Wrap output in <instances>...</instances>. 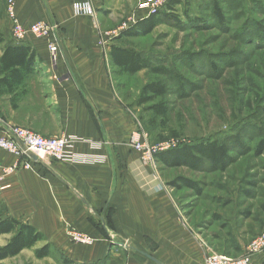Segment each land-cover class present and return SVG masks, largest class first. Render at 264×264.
<instances>
[{"label":"crops","instance_id":"0c3cea01","mask_svg":"<svg viewBox=\"0 0 264 264\" xmlns=\"http://www.w3.org/2000/svg\"><path fill=\"white\" fill-rule=\"evenodd\" d=\"M0 1V57L8 45L33 53L30 72L10 90L0 86V137L16 126L71 139L66 159L42 156L30 168L0 147V215L42 235L28 248L33 256L48 245L65 264H205L216 248L189 221L162 165L143 161L129 143L140 122L117 86L114 73L121 71L110 50L131 48L112 33L142 13L137 0H88L92 16L73 14L77 0H13L23 27L38 21L56 27L48 38L27 34L21 41L12 36L7 0ZM49 43L57 45L55 56ZM248 243L237 241L240 255Z\"/></svg>","mask_w":264,"mask_h":264},{"label":"rangeland","instance_id":"374dc122","mask_svg":"<svg viewBox=\"0 0 264 264\" xmlns=\"http://www.w3.org/2000/svg\"><path fill=\"white\" fill-rule=\"evenodd\" d=\"M215 1L220 18L213 11ZM1 8L0 1V20ZM173 11L175 22L162 21L147 34L118 38L168 71H116L115 80L151 145L166 150L213 139L230 145L223 168L163 166L161 175L196 182V190L182 183L174 188L182 209L216 252L239 257L234 241L247 244L264 230V149L256 153L264 134V0H181ZM185 12L196 19L193 24ZM129 22L127 28L134 24ZM1 31L0 26V38ZM149 81L163 82L168 91L138 104ZM159 102L168 107L165 116L149 108ZM11 236L0 235V246ZM0 264L65 263L58 253L36 258L27 248ZM251 264H264V252Z\"/></svg>","mask_w":264,"mask_h":264},{"label":"trees","instance_id":"16d2710c","mask_svg":"<svg viewBox=\"0 0 264 264\" xmlns=\"http://www.w3.org/2000/svg\"><path fill=\"white\" fill-rule=\"evenodd\" d=\"M180 2L181 0H168L166 5L162 7L163 9L161 8L156 13L138 19L132 26L121 31L117 38L147 34L162 21L175 22L177 16L173 11L174 5ZM213 11L217 18L221 17V9L216 1L213 3ZM185 15L192 24L195 22L196 19L189 18L188 13L185 12ZM32 56L33 53L29 47L6 46L0 57V86L5 84L8 90L12 89V86H15L18 80L32 69L30 62ZM110 59L113 64L119 67L121 72L130 75L144 69L159 73L168 71L163 65L153 64L148 56H143L132 48L113 46L110 50ZM167 91L168 88L163 82L149 81L141 88L138 104L148 102L156 96H162ZM149 108L158 116H165L168 111V107L163 102L154 103ZM229 146L227 143L220 142L217 139L200 141L171 147L166 150H158L153 154V158L162 167L185 165L198 170L208 164L213 168L220 169L225 167L230 159ZM263 149L264 134L257 143L256 153H261ZM181 183L188 188L197 189L196 182L183 177H176L167 182L173 188H176ZM7 233H11L12 236L4 245L0 246V260L17 255L22 249L30 248L36 241L43 238L32 226L21 224L13 218L0 215V234ZM232 249L239 251L240 246L234 241ZM34 255L37 258L49 255L48 245L35 249Z\"/></svg>","mask_w":264,"mask_h":264},{"label":"built area","instance_id":"2783aa9c","mask_svg":"<svg viewBox=\"0 0 264 264\" xmlns=\"http://www.w3.org/2000/svg\"><path fill=\"white\" fill-rule=\"evenodd\" d=\"M168 0H137L136 9L141 10L140 15L133 14L130 21L135 23L138 19L147 17L153 13H156L159 9L164 7ZM72 11L74 15H94V9L88 0H77L72 3ZM6 13L11 21L12 36L16 41H21L27 34H32L36 37H49L56 30L53 23L38 21L30 24L28 27H23L16 18L14 11V1L7 0ZM127 28V25H123L121 30L112 33V36H118L121 31ZM49 51L53 56L57 52V45L55 43H49ZM71 139L64 135L59 136H43L32 130L16 127L6 126L3 134L0 137V147L18 155L24 157L21 164L24 168H30L31 158L25 153L27 150L34 153L38 158L42 156H48L55 160H62L68 157V147ZM130 145L141 154V159L146 162L153 161V154L158 150H163L161 145H151L148 142V135L146 131L137 125V127L131 132L129 138ZM23 147L25 149H23ZM18 165L14 164L12 167L4 169V174L15 169ZM2 178L0 175V188H2ZM73 238L76 240L90 241V239L81 237L78 234H74ZM264 251V230L255 236L247 245L246 253L239 257H231L225 254L211 252L208 253L205 258V264H251L252 257L255 254Z\"/></svg>","mask_w":264,"mask_h":264},{"label":"water","instance_id":"95a60500","mask_svg":"<svg viewBox=\"0 0 264 264\" xmlns=\"http://www.w3.org/2000/svg\"><path fill=\"white\" fill-rule=\"evenodd\" d=\"M23 149H25L24 147H23ZM32 160H36L37 159V156L34 154V153H32V152H30V151H26L25 152Z\"/></svg>","mask_w":264,"mask_h":264}]
</instances>
